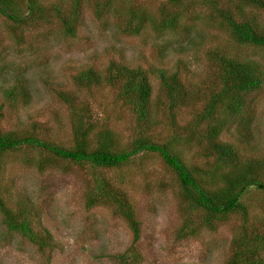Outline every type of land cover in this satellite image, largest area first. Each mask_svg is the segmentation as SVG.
<instances>
[{"label": "trees", "instance_id": "trees-1", "mask_svg": "<svg viewBox=\"0 0 264 264\" xmlns=\"http://www.w3.org/2000/svg\"><path fill=\"white\" fill-rule=\"evenodd\" d=\"M196 1L206 10L203 14L193 12V0H163L153 10L135 1H90L93 16L111 14L116 21L114 31L119 34L138 36L149 30L156 36L168 32L179 36L167 41L161 50L199 44L206 37L198 26L203 23L222 30L227 38L218 39L217 35L206 47V72L196 83L181 78L177 67L183 65L180 59L167 69L128 66L120 58H110L102 69L89 65L71 75L75 88L89 95L92 88L108 85L114 99L131 115L130 132L122 144L114 129L106 123L98 125L90 104L69 90H54L68 110V143L42 135L48 129L41 122L0 128V215L7 229L39 250L51 247V236L40 225L38 210L28 197L13 199V207L6 204L10 183L5 181L3 171L9 157L16 155L20 163L38 171L59 160L77 166L86 176L84 206L108 205L136 240L139 222L134 202L120 185L122 177H115L113 183L105 172L126 165L139 153H148L158 156L171 171L173 195L184 203L185 218L177 230L178 238L194 236L200 228L212 231L229 214H235L239 224L232 227L229 253L223 264H264V142L262 148L251 144L250 126L252 94L264 89V63L230 52L235 46L264 48V21L254 12L264 9V0ZM82 2L0 0V16L6 20L7 37L15 43L22 42L23 29L53 20L63 35L73 36ZM5 71L3 65L0 73ZM151 79L156 81L154 97ZM1 93L0 120L7 111L17 112L28 103L26 77L22 73L13 75ZM158 109L165 114L169 132L155 140L148 132L155 125L153 115ZM179 110L188 113L182 122ZM229 128L234 130V139H220ZM185 151H190L191 158L199 163L186 161ZM252 191L257 194L254 199H250ZM252 203L258 206L252 208ZM187 209L197 210V218H191Z\"/></svg>", "mask_w": 264, "mask_h": 264}, {"label": "rangeland", "instance_id": "rangeland-1", "mask_svg": "<svg viewBox=\"0 0 264 264\" xmlns=\"http://www.w3.org/2000/svg\"><path fill=\"white\" fill-rule=\"evenodd\" d=\"M51 1L41 0L46 4ZM90 1L83 0L81 4V16L73 36L63 35L57 21L53 20L23 29L22 42L15 43L7 37L6 20L0 16V69L3 65L7 69L0 73V98L2 89L17 73L26 77L30 89L28 103L17 112L7 111L0 120V128L8 129L30 121L41 122L48 129L42 135L46 134L62 144L68 143V110L57 99L54 90H69L90 104L94 120L98 125L106 123L114 129L122 144L130 132L131 115L114 99L108 85L92 88L89 95L87 91L75 88L71 75L89 65L102 69L110 58H120L128 66L167 69H172L180 59L183 65L177 64V67L181 78L187 83H196L204 78L206 72L204 50L217 35L218 39L226 37L222 30L206 23L198 24L206 33L204 39H196L200 40L199 44L161 50L167 41L179 36L171 32L156 36L149 30L138 36L119 34L114 31L116 21L111 14L102 18L93 16ZM117 1H135L153 10L163 0ZM191 8L201 14L206 11L196 0L191 3ZM254 12L264 21V9ZM235 48L230 52L264 63V48ZM151 85L154 97V79H151ZM252 105L251 144L262 148L264 89L254 91ZM153 117L155 125L148 134L155 140L162 139L169 132L165 114L158 109ZM187 117L186 110H179V121ZM233 131L229 128L222 132L220 139L233 140ZM191 155L190 151L183 154L186 161L199 163ZM4 168L3 177L10 183L6 204L13 207V199L28 197L38 210L36 218L49 232L52 244L50 248L37 249L23 236L7 229L0 215V264H223L229 253L232 227L239 224L238 217L229 214L212 231L200 228L194 236L178 238L177 230L185 218L184 203L173 195V175L155 154L139 153L126 165L105 172L113 183L115 177H122L120 185L134 202L139 222L136 240L108 205L84 206L82 192L86 176L77 166L59 160L38 171L33 166L20 163L17 156L12 155ZM252 192L250 199L257 197L256 192ZM253 206L258 204L252 203ZM186 213L193 219L197 218L195 209Z\"/></svg>", "mask_w": 264, "mask_h": 264}]
</instances>
